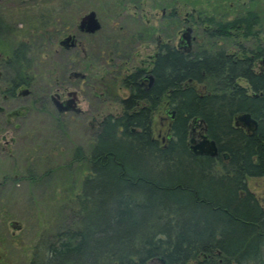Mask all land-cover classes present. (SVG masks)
I'll use <instances>...</instances> for the list:
<instances>
[{"label": "trees", "instance_id": "obj_1", "mask_svg": "<svg viewBox=\"0 0 264 264\" xmlns=\"http://www.w3.org/2000/svg\"><path fill=\"white\" fill-rule=\"evenodd\" d=\"M217 24L225 34L226 23ZM252 52L257 57L264 47ZM28 53L14 50V76L24 75ZM173 53L169 73L157 75L148 92L128 80L126 114L108 117L96 138L72 223L33 247L28 264H149L159 257L168 264H264V208L246 186V177L264 176V76L245 54L232 61L222 49ZM72 59L66 53L64 70ZM165 94L174 117L161 145L151 117ZM138 100L147 104L136 107ZM241 113L258 121L253 133L234 125ZM194 118L216 141L218 158L189 150ZM100 196V211L89 216L87 203L95 206Z\"/></svg>", "mask_w": 264, "mask_h": 264}, {"label": "rangeland", "instance_id": "obj_2", "mask_svg": "<svg viewBox=\"0 0 264 264\" xmlns=\"http://www.w3.org/2000/svg\"><path fill=\"white\" fill-rule=\"evenodd\" d=\"M177 3V0H0V53L16 66L14 50L19 46L28 48V61L24 63V75L20 77L30 81L36 94L47 95L48 99L43 111L33 114L28 132L3 167L6 183L0 187V264H28L33 247L53 241L59 230L70 225L83 181L90 174L88 157L94 145V133L81 118L70 119L66 115L64 119L57 118L49 95L59 86L64 89L80 87V107L85 109L88 100L93 103L92 92L99 89L85 82L64 80L66 74L62 66L66 53L59 41L67 34L75 33L89 55L85 67L81 66L95 69L100 64L99 52L104 50L108 54L113 46L118 27H122V35L139 29L135 10L152 16L154 35L162 36L159 22L162 8ZM186 4L181 14L193 6L208 13L215 12L218 19L232 15L226 0H186ZM90 11L96 13L101 29L94 34L80 35L76 25ZM180 27L179 22L170 21L169 37L172 38L174 33L175 42ZM237 42L241 44L240 49L254 46L251 40L240 36L229 38L220 46L241 53ZM205 46L212 50L211 44ZM104 84L106 100L100 108L101 115H117L123 111L119 100L128 92L117 75L104 76ZM167 98L164 96L151 117L152 134L161 145L167 142L170 122L165 113L166 109L171 110L166 104ZM197 124L193 126L200 132ZM190 138L200 139L194 134L189 135L188 140ZM1 179L0 172V182ZM246 186L264 208V176L246 177ZM96 198L95 206L93 201L87 203L89 216L100 211L103 198Z\"/></svg>", "mask_w": 264, "mask_h": 264}, {"label": "flooded vegetation", "instance_id": "obj_3", "mask_svg": "<svg viewBox=\"0 0 264 264\" xmlns=\"http://www.w3.org/2000/svg\"><path fill=\"white\" fill-rule=\"evenodd\" d=\"M177 1V5L175 4L167 9L162 8L161 19L159 20L161 30L163 29L162 36L154 35L153 26L155 21L152 16L149 17L147 13L139 14L135 10V22L139 24V29L133 30L127 35H122V27H118L117 37L112 44L113 46L108 54L104 50L99 52L100 64L95 69L84 68L85 61H88L89 55L79 37L75 33H69L65 36H71V41H73V46L68 49L60 45V41L65 38L63 37L59 41V45L65 49L69 57L73 58L69 67L64 70L66 74V79L64 80L68 82L76 80L80 83L85 82L99 90L92 92L93 103L88 100L85 109H81V101H79L80 87L74 89L57 87L55 92L49 95V102L55 111L56 117L64 119L66 115L70 119L74 117L83 119L88 125V130L94 133V140L96 141L97 136L104 131L105 120L108 117L114 119L123 117L126 114L124 101L133 94L131 90L132 84L127 86L128 80L132 77V81H135L142 91L148 92L155 84L157 75H167L169 73L168 65L171 51H174L173 55L177 54L184 58L187 55L202 56L205 52L222 49L226 52L228 59L232 61L235 57L238 58L240 55L243 56L245 54L252 61V71L259 76H264V53H260L256 57L254 53L256 51L252 52V50L264 47V41L262 40V35L264 34V0H226L232 14L227 16L226 19H218L215 12L211 11L208 13L193 6L190 7L189 11H184L181 14L182 10L187 6L186 0ZM134 7H137V5ZM170 21L181 24V27L177 30L178 33H176L178 36L176 42L174 33L172 38L169 37ZM220 22L226 23L225 34L218 27L217 23ZM188 29V33L185 34ZM76 31L80 35L94 34L79 30L78 23ZM235 36H240V38L245 40L248 39V41L251 40L254 46L246 49L242 46L240 49L241 44L237 42V47L241 53H238V51L233 52L232 48L225 49L220 46L221 42L229 38L232 39ZM187 37L190 40V49L188 51ZM209 44L212 45L211 51L207 50L205 46ZM215 44L219 45V47L215 46ZM12 64L7 57L0 53V172L2 177L0 187H4L6 183V173L3 172L4 164L14 156L15 147L20 144L21 139L28 132L33 114L43 111L44 104L48 102L47 95L35 93L28 79L13 75ZM74 73H78V76H74ZM111 74L117 75L121 85L125 87L128 94L119 100L123 108L122 112L117 115H101L100 108L106 100V92L105 89L103 90L105 87L104 76ZM91 75L92 77H90ZM190 82L191 80L182 83L183 88ZM237 82L246 88L249 93L251 92V85L247 80L238 79ZM197 86L200 90L204 89L202 84H197ZM72 92L74 94H69ZM250 94L254 97L256 96L255 93L251 92ZM166 95L162 96L160 103ZM70 100L75 102L73 103ZM54 103H61L63 107L68 105L74 109H79V111L70 110L60 113ZM145 104L147 103L144 100L136 101V107H143ZM166 104L170 106L169 100H167ZM165 113L170 117L167 132L168 139L170 124L174 115H170L171 110L169 109H166ZM128 114H131V111H128ZM233 123L237 127L244 129L248 134L256 130H249L248 126L236 120V116L233 118ZM193 125H196V123H191L189 135L193 136L194 134L198 137L201 131L196 132ZM193 140L198 142L200 139ZM215 158H218V156Z\"/></svg>", "mask_w": 264, "mask_h": 264}, {"label": "water", "instance_id": "obj_4", "mask_svg": "<svg viewBox=\"0 0 264 264\" xmlns=\"http://www.w3.org/2000/svg\"><path fill=\"white\" fill-rule=\"evenodd\" d=\"M79 30L86 32V33H95L101 28V24L99 20L96 17V13L94 11H90L83 15L80 18V21L78 23ZM186 30L185 34L188 33ZM187 51L190 49V40L187 37ZM60 45L64 48L68 49L69 47L73 46V41H71V36L65 37L60 41ZM74 76H78V73H74ZM74 94V92L69 93ZM71 102H75L74 100H70ZM58 112H66L70 110H75L76 112L79 111V109H74L71 106H62L61 103H54ZM236 120L238 122H241L242 124L248 126L249 130L254 131L258 125V121L251 117L249 113H241L236 117ZM192 123H198L201 134L199 135L200 140L198 142H195L192 138L188 140V147L189 150L195 154V155H207L210 157H217L219 155L218 146L215 140L211 139L208 134L206 133V128L203 125V121L197 118H194L192 120ZM226 156V155H224ZM158 260L161 262V264H168L167 261L159 257Z\"/></svg>", "mask_w": 264, "mask_h": 264}, {"label": "bare ground", "instance_id": "obj_5", "mask_svg": "<svg viewBox=\"0 0 264 264\" xmlns=\"http://www.w3.org/2000/svg\"><path fill=\"white\" fill-rule=\"evenodd\" d=\"M237 117V116H236Z\"/></svg>", "mask_w": 264, "mask_h": 264}]
</instances>
